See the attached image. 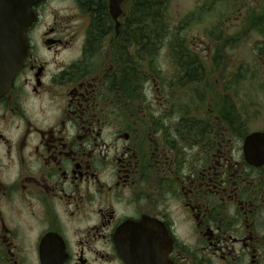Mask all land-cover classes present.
<instances>
[{"label": "flooded vegetation", "instance_id": "flooded-vegetation-1", "mask_svg": "<svg viewBox=\"0 0 264 264\" xmlns=\"http://www.w3.org/2000/svg\"><path fill=\"white\" fill-rule=\"evenodd\" d=\"M228 2L210 32L258 35L264 55V0ZM32 10L26 61L0 97V264H130L126 240L131 264H264V144L245 148L264 131H251L243 67L206 49L194 88L177 43L143 61L125 50L108 0L102 33L90 0ZM130 56L142 68L128 72Z\"/></svg>", "mask_w": 264, "mask_h": 264}, {"label": "rangeland", "instance_id": "rangeland-1", "mask_svg": "<svg viewBox=\"0 0 264 264\" xmlns=\"http://www.w3.org/2000/svg\"><path fill=\"white\" fill-rule=\"evenodd\" d=\"M228 1L230 0H170L167 18L168 28L171 32L177 33V36L180 34L185 36L186 45L192 51H194L193 48L196 50L199 59L207 57L206 49H208L213 52L212 57L232 60L231 65L243 67V74L248 75L249 81L247 85L243 84L241 88L250 91L249 99L252 122L254 123L251 126V131H264V61L260 59V56L263 55L259 51L260 37L255 34H248L246 38H241V43L229 44L228 36L225 34L217 35L210 32L213 31L212 27L231 17L233 8ZM69 4L66 3L67 6ZM127 4L124 6L125 14L128 13L127 10L130 7V4ZM66 5L57 4L56 7L66 13L67 11H64L67 8ZM83 24L87 26V21ZM200 44H205V46H200ZM225 63L228 65V61ZM168 64L169 61L163 58V52L155 55V65L167 67ZM223 65L224 62H221L220 67ZM204 66L206 67L205 74L218 73L210 63L204 62ZM220 72L224 73L222 70ZM195 83L194 87L199 82ZM210 83L212 86L214 85V81L211 80Z\"/></svg>", "mask_w": 264, "mask_h": 264}, {"label": "trees", "instance_id": "trees-1", "mask_svg": "<svg viewBox=\"0 0 264 264\" xmlns=\"http://www.w3.org/2000/svg\"><path fill=\"white\" fill-rule=\"evenodd\" d=\"M169 3L170 0H131L128 2L130 7H128V13L125 14L124 19L125 50L133 46L139 47L140 52L144 51V54L138 55L143 61L144 58H148V52L157 53L160 45L165 41L170 40L173 44L177 43V46L173 45L171 48L177 53V58H186V62L183 64H185L186 73L189 75L188 83L198 82V75L203 73L201 70L203 63L198 60L199 54L194 48L192 51L189 46L180 45V43L186 42V37L181 34L177 36V33L171 32L168 28ZM90 11L92 15L91 27L95 28L92 32H104L102 28L109 26L107 0H90ZM96 27H100V30H97ZM169 35H171L170 39H168ZM128 64L131 67L128 72L133 71V66L135 71L142 68L141 63L134 62L133 56L129 57Z\"/></svg>", "mask_w": 264, "mask_h": 264}, {"label": "water", "instance_id": "water-1", "mask_svg": "<svg viewBox=\"0 0 264 264\" xmlns=\"http://www.w3.org/2000/svg\"><path fill=\"white\" fill-rule=\"evenodd\" d=\"M41 1L0 0V97L9 90L26 61L28 54L26 33L37 19L32 9ZM127 1L129 0H108V12L115 23L116 31L120 26L118 20L124 14L123 6ZM258 143L264 144V132L251 134L246 140L245 148L247 150ZM263 163L264 161L258 164ZM117 246L123 257L132 263L137 243L132 240L118 241Z\"/></svg>", "mask_w": 264, "mask_h": 264}]
</instances>
